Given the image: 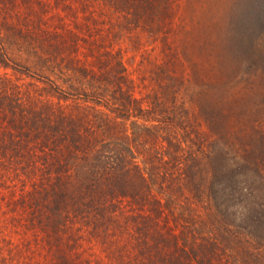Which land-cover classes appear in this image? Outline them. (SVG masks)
Listing matches in <instances>:
<instances>
[{
  "label": "rangeland",
  "instance_id": "obj_1",
  "mask_svg": "<svg viewBox=\"0 0 264 264\" xmlns=\"http://www.w3.org/2000/svg\"><path fill=\"white\" fill-rule=\"evenodd\" d=\"M131 2L0 0V264H122L136 252L148 254V246L161 243L167 231L178 240L182 235L185 208L151 210L138 216L132 232L140 248L132 249L123 222L128 206L116 213L97 210L93 196L77 189L78 160L66 161L72 146L62 144L52 156L42 149L46 108L71 118L105 113L115 119L133 161L152 182L179 178L167 140H182V152L198 157L199 146L184 136L202 138L198 161L211 214L238 237L264 244V224L254 225L259 218L264 222V151L251 162L250 154L257 155L246 142L255 146L264 137V86L258 73L245 71L232 45L238 8L247 0H166L159 4L166 13L153 19L126 17ZM259 46L264 55V43ZM100 71L110 81L98 103L93 73ZM57 87L66 101L55 97ZM233 98L242 114L231 123L225 110ZM130 102L143 112L135 105L129 109ZM153 107L175 122L157 121ZM154 150L167 155L152 163ZM181 160L183 167L190 162ZM158 165L152 179L148 174ZM151 193L162 202L171 194L179 197L178 189L161 191L157 185ZM191 215L206 219L202 208Z\"/></svg>",
  "mask_w": 264,
  "mask_h": 264
},
{
  "label": "trees",
  "instance_id": "obj_2",
  "mask_svg": "<svg viewBox=\"0 0 264 264\" xmlns=\"http://www.w3.org/2000/svg\"><path fill=\"white\" fill-rule=\"evenodd\" d=\"M125 3L128 4V2ZM165 3L166 0H133L130 4L131 8L124 7V13H126V17L140 18L145 14H149V17H155L156 14L163 15L166 13L163 8L161 10ZM159 4L163 5L159 7ZM238 13L237 21L233 25L234 30L232 28L233 51L239 55V60L245 67V71L258 73L264 86V55L257 52L260 42L264 43V0H247L244 6L241 5L238 8ZM153 17L151 18L153 19ZM2 51L0 45V63L4 55ZM93 74L96 82L93 91L94 98L95 96L98 97L94 101L99 103L102 94L109 91L107 82L110 81V78L103 71ZM57 89L54 90L57 100L66 101L64 92L58 87ZM227 103V111L225 110V112L231 115L230 122L233 123V118H238L242 114V109L237 106L235 98L228 100ZM134 105L137 107L138 113L143 112L140 106L136 103ZM134 105L133 102H130L129 109L133 108ZM153 105L156 103H152ZM152 109L153 112L154 110L158 111V113H154L156 114L154 118H158L157 121L166 122L168 120L171 124L175 122V116H169L168 119H165L164 109L161 107L159 109L153 107ZM229 110L230 112H228ZM45 111L43 123L47 129L43 133L42 149L48 148L52 156L56 151L59 153L62 144L72 146L73 152L68 153L67 150L66 161L72 163V161L78 160L77 164L82 168L79 169L80 181L77 189L81 191L82 196L85 194L93 196L90 204L96 200L97 210L113 208L112 211L116 213L125 207L124 204L128 206L126 211L129 214L123 222L126 223L124 228L129 233L130 241H134L132 249L137 248L139 250L140 248V240L135 238L132 232L141 220L138 216H146L144 214L152 213L151 210L158 213L162 207H167L169 210L176 207L186 209V214L182 218L183 229L179 240L176 235L167 231L163 234L164 240L161 243H151L148 246V254L141 255V253L136 252L133 254L134 259L125 260L122 264H264V244L246 241L238 237V233L234 230L237 233L236 236L230 226L222 225L220 222L222 220L212 215L209 210L212 207V202L206 193L207 186L202 181L204 168L198 161L200 154H204L202 138L193 140L189 135L184 136V139L186 138L193 145L199 146L198 157V153L186 152L187 150L182 152V140H175L171 143L170 140H167L175 151V154L169 152L168 156L174 160L172 162L175 163L174 165L179 164L178 177L182 179L177 178L176 181L173 180L168 183L164 182L165 178H162V181L158 177L154 179L157 174H152L156 173L153 169L159 168L160 165H158L157 167L153 166L148 174L154 179L152 182L145 176L142 168L133 161L132 146L124 141L121 131L117 129L115 119L107 117L104 115L105 113L102 116H96V118H90L89 113L83 118L79 116L71 118L48 108ZM227 125L228 130L231 131L232 125L229 123ZM238 130H240L239 127ZM150 133L148 132L147 135ZM233 139L242 144L243 148H246L240 136L235 135ZM246 142L252 150L255 149L258 156V158L257 156L251 157L250 154V161L257 162L261 157L258 151H264V137L262 136L255 143V146H253L252 140H246ZM153 152L149 159L152 163L154 160H163L162 155H167V150L165 152L154 150ZM185 157L189 158L190 162L183 167L181 158ZM181 167L183 170L179 172ZM156 185L157 189L161 191L173 192L178 189L179 197L171 194V196L163 198L164 202H162L161 198L151 193ZM50 189L55 192L59 190L55 189L54 186ZM194 208H202L206 219L191 215ZM145 210L148 213L144 212ZM102 212L100 211L101 216H103ZM107 214H110V211H107ZM207 219L208 221L204 225V221ZM263 224L261 218L254 221L256 229H261ZM186 233L189 234L192 243H189V238L185 236ZM135 245L137 246L135 247ZM154 252L161 255V261L153 259ZM129 257L131 258V256Z\"/></svg>",
  "mask_w": 264,
  "mask_h": 264
}]
</instances>
